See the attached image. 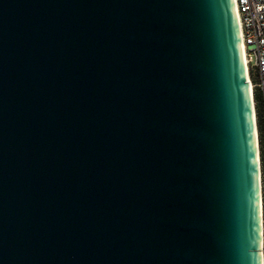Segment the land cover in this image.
Returning a JSON list of instances; mask_svg holds the SVG:
<instances>
[{"label": "water", "instance_id": "1", "mask_svg": "<svg viewBox=\"0 0 264 264\" xmlns=\"http://www.w3.org/2000/svg\"><path fill=\"white\" fill-rule=\"evenodd\" d=\"M233 0H0V264H262Z\"/></svg>", "mask_w": 264, "mask_h": 264}, {"label": "built area", "instance_id": "2", "mask_svg": "<svg viewBox=\"0 0 264 264\" xmlns=\"http://www.w3.org/2000/svg\"><path fill=\"white\" fill-rule=\"evenodd\" d=\"M233 1L238 21L246 78L250 84L254 108L259 100L264 123V0ZM255 92L258 94V100L254 99ZM258 158L260 167L262 220L260 250L262 264H264V140L261 148L258 143Z\"/></svg>", "mask_w": 264, "mask_h": 264}, {"label": "trees", "instance_id": "3", "mask_svg": "<svg viewBox=\"0 0 264 264\" xmlns=\"http://www.w3.org/2000/svg\"><path fill=\"white\" fill-rule=\"evenodd\" d=\"M258 98H259L258 94L257 92H255L254 99L258 100ZM255 117H256L258 143H259V147L261 148V145L264 140V123H263V117H262L261 106H260L259 100L255 104ZM263 208H264V204H263Z\"/></svg>", "mask_w": 264, "mask_h": 264}]
</instances>
